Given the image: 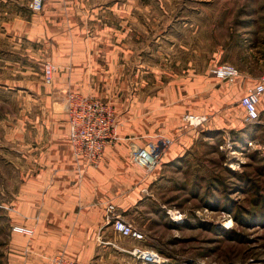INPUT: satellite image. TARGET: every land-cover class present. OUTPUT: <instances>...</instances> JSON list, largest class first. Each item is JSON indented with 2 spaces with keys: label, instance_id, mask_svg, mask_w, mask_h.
Wrapping results in <instances>:
<instances>
[{
  "label": "crops",
  "instance_id": "0c3cea01",
  "mask_svg": "<svg viewBox=\"0 0 264 264\" xmlns=\"http://www.w3.org/2000/svg\"><path fill=\"white\" fill-rule=\"evenodd\" d=\"M151 11L146 0H44L40 12L27 0H0V45L13 53L16 72L25 74L16 80L24 90L0 125V145L8 149L0 157V202L10 227L33 229L32 235L11 230L15 264H51L55 255L82 264H127L124 255L136 239L113 231L106 207L112 204L135 224L132 214L160 169L143 173L129 159L130 145L169 139L163 164L199 133L243 125L239 99L264 73V49L249 47V55L232 60L238 70L233 82L218 80L210 68L230 61L220 55L222 46L210 63L178 62L158 41L164 29L146 25ZM150 34L153 44L142 40ZM46 62L57 65L51 86L42 79ZM66 91L113 108L116 139L97 166L72 154ZM186 114L206 120L189 125Z\"/></svg>",
  "mask_w": 264,
  "mask_h": 264
},
{
  "label": "rangeland",
  "instance_id": "374dc122",
  "mask_svg": "<svg viewBox=\"0 0 264 264\" xmlns=\"http://www.w3.org/2000/svg\"><path fill=\"white\" fill-rule=\"evenodd\" d=\"M146 4L155 18L145 19L146 25L164 29L158 41L178 62L192 57L194 63H210L219 45L230 64L249 47L264 49V0ZM155 37L142 40L153 44ZM12 55L0 45V125L15 94L24 90L16 80L25 74L16 72ZM258 109L257 121L246 122L243 114L238 130L199 133L182 154L156 167L158 174L132 214L131 225L143 238L128 246L127 264H144L134 249L154 254L158 262L146 264H264V103ZM6 150L0 145V157ZM9 218L0 202V264H15Z\"/></svg>",
  "mask_w": 264,
  "mask_h": 264
},
{
  "label": "built area",
  "instance_id": "2783aa9c",
  "mask_svg": "<svg viewBox=\"0 0 264 264\" xmlns=\"http://www.w3.org/2000/svg\"><path fill=\"white\" fill-rule=\"evenodd\" d=\"M44 0H27V6L32 12H40ZM57 65L46 62L43 66L42 79L47 86L53 84V75ZM215 78L221 81L233 82L238 76L237 68L227 62L217 64L210 68ZM264 95V73L258 81L248 86L240 97L239 103L244 109V120L255 122L259 118L257 104ZM65 113L68 123V139L73 156L82 158L89 166H97L103 157L105 148L116 139L115 116L112 106L96 97L84 95L79 92L66 91L64 96ZM188 124L197 126L206 120L205 116L193 114L185 115L183 118ZM171 144L167 138L149 141L145 146L130 145L129 159L133 165L143 173H151L161 164L160 156ZM108 222L113 231L122 237L141 240L142 233L131 224L124 221L114 211V206L108 204L106 207ZM12 231L32 235L33 229L24 226H12ZM139 254L144 264L158 262L152 255H145V251L133 250ZM142 253V256H141ZM51 264H82L67 259L63 255H55L51 258ZM91 264V263H87Z\"/></svg>",
  "mask_w": 264,
  "mask_h": 264
},
{
  "label": "bare ground",
  "instance_id": "6f19581e",
  "mask_svg": "<svg viewBox=\"0 0 264 264\" xmlns=\"http://www.w3.org/2000/svg\"><path fill=\"white\" fill-rule=\"evenodd\" d=\"M145 255H149V256L152 255V256H154L153 253H149V254H148V253H145ZM141 256H142V253H141ZM154 258H155V256H154ZM155 259H156V258H155ZM157 259H158V256H157ZM158 260H159V259H158Z\"/></svg>",
  "mask_w": 264,
  "mask_h": 264
},
{
  "label": "trees",
  "instance_id": "16d2710c",
  "mask_svg": "<svg viewBox=\"0 0 264 264\" xmlns=\"http://www.w3.org/2000/svg\"><path fill=\"white\" fill-rule=\"evenodd\" d=\"M258 107H259V103L257 104V110H258V113H259V109H258Z\"/></svg>",
  "mask_w": 264,
  "mask_h": 264
}]
</instances>
